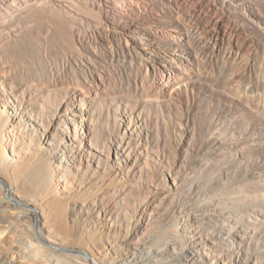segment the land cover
Segmentation results:
<instances>
[{
	"label": "rangeland",
	"instance_id": "1",
	"mask_svg": "<svg viewBox=\"0 0 264 264\" xmlns=\"http://www.w3.org/2000/svg\"><path fill=\"white\" fill-rule=\"evenodd\" d=\"M14 1L0 260L264 264V0Z\"/></svg>",
	"mask_w": 264,
	"mask_h": 264
},
{
	"label": "bare ground",
	"instance_id": "2",
	"mask_svg": "<svg viewBox=\"0 0 264 264\" xmlns=\"http://www.w3.org/2000/svg\"><path fill=\"white\" fill-rule=\"evenodd\" d=\"M18 4H16V2L14 0H11V4L9 6V8H4L6 10H8V14L9 15H13L14 14V7H16ZM3 10V8L1 7L0 8V13L1 11ZM3 13V12H2ZM16 22V21H15ZM34 29V28H33ZM21 40H17V41H14L15 44H19ZM0 62L2 61H13L11 62L13 64V68H14V72L15 74H20V67L21 65H26V62L25 61H28V60H32V62L30 63V70L32 71H35L36 69V54L33 53V52H23L22 50H18L17 47H14V46H8V47H5L3 49L0 50ZM19 167V166H18ZM36 168L34 169V171H30V170H24L22 168V165L20 164V176L19 177H23V175H25L26 179H24L28 184H31V185H36V178L37 176L39 177V179L43 178V175L41 173V167H38V166H35ZM15 168V167H14ZM15 174H16V171H15ZM18 177V176H16ZM24 178V177H23ZM22 179V178H21ZM46 182V181H45ZM30 186V185H29ZM41 186V185H40ZM39 186V187H40ZM45 186V185H44ZM26 187V186H25ZM35 187V186H34ZM35 190V189H34ZM138 257L135 256V258L133 259V262L135 264L138 263V260L139 259H136ZM186 258V257H185ZM0 261H2L4 264H10L11 261H9V259L7 257H4L3 259H1ZM180 262V261H179ZM167 263V262H166ZM92 264H99L97 260L95 259H92ZM128 264H132V263H128Z\"/></svg>",
	"mask_w": 264,
	"mask_h": 264
}]
</instances>
